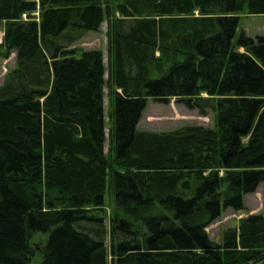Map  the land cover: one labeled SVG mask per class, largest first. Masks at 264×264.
<instances>
[{"label": "trees", "instance_id": "1", "mask_svg": "<svg viewBox=\"0 0 264 264\" xmlns=\"http://www.w3.org/2000/svg\"><path fill=\"white\" fill-rule=\"evenodd\" d=\"M242 14L264 0H0V264H264V213L207 230L264 186V37ZM105 22L107 63L75 47ZM149 99L214 127L141 131Z\"/></svg>", "mask_w": 264, "mask_h": 264}, {"label": "rangeland", "instance_id": "2", "mask_svg": "<svg viewBox=\"0 0 264 264\" xmlns=\"http://www.w3.org/2000/svg\"><path fill=\"white\" fill-rule=\"evenodd\" d=\"M5 26V23H0V44L3 41ZM107 31L108 25L105 22L99 32L87 33L76 44L75 47L82 50H102L105 53V63H107ZM242 32H245L246 35L254 39L259 36L264 37V16L242 14L240 17L237 35L239 36ZM0 51L2 50L0 49ZM241 52H244V49H241ZM14 68L15 55H12L9 59H4L0 56V86L4 84L6 76ZM108 110L109 106L107 97L105 98L106 115H108ZM214 121L215 112L213 110H209L208 116L201 117L198 111H190L185 106L177 104L175 99H173L169 104L158 103L153 99H149L147 109L145 110L142 120L139 124V130L152 132H169L185 125H201L205 127H214ZM245 203L248 209L247 211L238 212L233 209H228L224 211L222 216L207 229L209 235L213 240H215L216 242H220L222 233L230 227H236L237 223L241 219L246 218L249 215H260L264 213V186H260L256 193L247 195L245 197ZM117 212L118 211L111 195H107L104 219L105 225L108 229H110L113 223H121L123 227L128 226L129 220L125 216L117 214ZM45 239V236L38 235L33 240L34 244H38L39 253L42 252L40 247L43 244L41 241H44ZM109 244L110 240L108 237L107 245ZM40 262L41 256H38L35 260V264H40Z\"/></svg>", "mask_w": 264, "mask_h": 264}, {"label": "crops", "instance_id": "3", "mask_svg": "<svg viewBox=\"0 0 264 264\" xmlns=\"http://www.w3.org/2000/svg\"><path fill=\"white\" fill-rule=\"evenodd\" d=\"M235 224H236V223H235ZM235 224H234V225H235ZM238 224H239V222L237 223V226H238Z\"/></svg>", "mask_w": 264, "mask_h": 264}, {"label": "built area", "instance_id": "4", "mask_svg": "<svg viewBox=\"0 0 264 264\" xmlns=\"http://www.w3.org/2000/svg\"><path fill=\"white\" fill-rule=\"evenodd\" d=\"M24 18H26V15H24Z\"/></svg>", "mask_w": 264, "mask_h": 264}]
</instances>
